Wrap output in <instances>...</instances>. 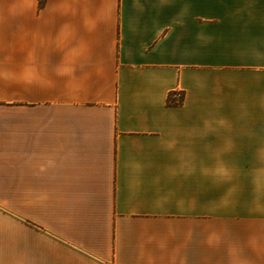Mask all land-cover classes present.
I'll return each mask as SVG.
<instances>
[{
  "label": "crops",
  "instance_id": "1",
  "mask_svg": "<svg viewBox=\"0 0 264 264\" xmlns=\"http://www.w3.org/2000/svg\"><path fill=\"white\" fill-rule=\"evenodd\" d=\"M3 222L6 264H264V0H0Z\"/></svg>",
  "mask_w": 264,
  "mask_h": 264
},
{
  "label": "rangeland",
  "instance_id": "2",
  "mask_svg": "<svg viewBox=\"0 0 264 264\" xmlns=\"http://www.w3.org/2000/svg\"><path fill=\"white\" fill-rule=\"evenodd\" d=\"M2 227L4 228V222L0 224V228H2ZM3 231L0 232V235L3 234V237H0V264H6V255L4 253L5 239H4V232Z\"/></svg>",
  "mask_w": 264,
  "mask_h": 264
},
{
  "label": "built area",
  "instance_id": "3",
  "mask_svg": "<svg viewBox=\"0 0 264 264\" xmlns=\"http://www.w3.org/2000/svg\"><path fill=\"white\" fill-rule=\"evenodd\" d=\"M182 99H183V97H182L181 92H175L173 94V102L174 103L178 104V103L182 102Z\"/></svg>",
  "mask_w": 264,
  "mask_h": 264
},
{
  "label": "trees",
  "instance_id": "4",
  "mask_svg": "<svg viewBox=\"0 0 264 264\" xmlns=\"http://www.w3.org/2000/svg\"><path fill=\"white\" fill-rule=\"evenodd\" d=\"M167 103L169 105H176V103L173 102V95H169L167 98Z\"/></svg>",
  "mask_w": 264,
  "mask_h": 264
}]
</instances>
